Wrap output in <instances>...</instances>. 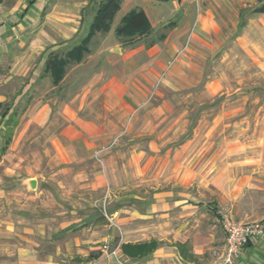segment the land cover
<instances>
[{
  "label": "crops",
  "instance_id": "crops-1",
  "mask_svg": "<svg viewBox=\"0 0 264 264\" xmlns=\"http://www.w3.org/2000/svg\"><path fill=\"white\" fill-rule=\"evenodd\" d=\"M56 1L0 0V103L7 100L2 90L16 82L12 102L25 103L15 112L21 115L22 135L30 125L50 128L53 124V132L57 120L66 121L47 146L22 144L4 150L0 264H116L115 257L103 249L106 243L119 246L118 254L126 264H221L226 247L221 213L239 222L264 224V146L239 139L212 140L213 130L199 127L177 147L153 140L139 147L131 138H121L131 135L139 119L138 110L145 102L138 99L156 87L162 101L161 94L174 88V82L186 86L184 79L154 81L162 69L159 62L110 65L109 74L103 67L69 97L33 95L37 69L29 76L36 57L44 69L46 54L64 55L87 34L75 36L79 25H73L66 10L59 11L63 5ZM229 4L230 0H150L129 7L122 2L120 10L125 7L124 15L133 9L145 12L151 31L141 36L153 32L154 20L170 14L164 24L177 26L156 40L171 42L166 52L176 47L179 63L189 67L186 56L189 60L210 56L215 45L209 41L226 38L220 22ZM242 21L237 24L236 39L247 28V20ZM177 39L186 41L178 47L172 43ZM157 42L148 50L156 53ZM124 71L128 74L121 75ZM25 76L29 78L24 80ZM215 83L204 87L212 89ZM29 90L32 94L26 95ZM121 108L124 113H118ZM112 115L118 121L129 119L124 130L114 132L117 124L109 121L115 120ZM155 119L162 126L167 113ZM147 134L151 136L153 129ZM112 136L119 138L116 144H111ZM98 151L104 173L93 159ZM46 162L55 169L48 177L29 173ZM29 179H36V189L30 188ZM141 185L150 190L140 191ZM89 190L100 192L103 203L89 201ZM238 264H264V234L244 246Z\"/></svg>",
  "mask_w": 264,
  "mask_h": 264
},
{
  "label": "rangeland",
  "instance_id": "rangeland-1",
  "mask_svg": "<svg viewBox=\"0 0 264 264\" xmlns=\"http://www.w3.org/2000/svg\"><path fill=\"white\" fill-rule=\"evenodd\" d=\"M100 1L57 0L56 2L63 5L59 11L62 13L66 10L68 13L66 15L73 25H79L75 36L81 37L88 31V26L101 3ZM147 1L150 0H123V3L125 7H129L135 3ZM259 2V0H230L228 13L222 16L220 22L221 34L226 38L209 41L215 45L213 46L215 51L210 56L204 55L201 58L193 56L190 60L188 59L189 56H186L184 58L185 63L190 62L191 66L194 65L193 68L188 67L184 62L179 63L178 54L174 55L176 47L170 49L169 53L166 52L170 48L169 43L171 42L164 43L165 41L157 42L156 40L161 33L169 35L171 30L177 26L176 24L171 26L164 24L170 14L162 15L160 19L154 20L155 28L149 35L117 36L116 28L126 12L123 6L116 14L109 31L94 33L88 44L89 51L84 54L80 66H75L78 62L73 60L67 61L68 63L64 65L65 73L57 82L56 87L54 77L45 72L42 68L43 64L40 62L41 59L36 57L29 76L32 77L33 71L37 69V89L33 95L47 98L56 93L57 96L63 98L69 97L89 79H92L103 67L109 74L111 73L110 65L117 64L123 67V65L128 66L129 64L133 66L145 62H156L155 64L159 62L162 64V69L157 70L154 81L184 79L186 86H180L174 82V88H170L167 94L162 91L163 95L161 94V96H164L162 101H166L163 103L162 109L159 107L162 101L158 99L157 88L153 87V90L145 97L138 99V101L143 100L145 103L138 110L139 119L135 123L131 135L125 134L121 138H124L125 141L131 138V143H135L139 147H143L149 140H153L157 144L167 143L169 147H177L179 144L190 140L193 137L194 128L199 127L202 131L213 130L212 140L225 138L235 141L239 139L253 146H264V21L261 20L264 14H250L261 3ZM241 9L243 12L239 14ZM81 17L83 18L81 19ZM244 19L247 20V28L245 27L239 33V38L236 39L237 24ZM77 21L79 24L76 23ZM185 41V39H177L172 43L180 47ZM155 42L160 47L156 53H153L148 48ZM49 55H55V53L46 54V61ZM184 66L186 68H183ZM57 67L58 70H61L59 69L60 65ZM177 67L182 69L178 70ZM173 69L175 72L171 73ZM123 74L127 75L128 73L127 71L121 72V75ZM58 75L59 73L56 74V76ZM29 77L25 76L24 80ZM210 81L216 82V87L205 88L204 85ZM68 85H71L69 90ZM16 87L17 83L15 82L14 87L2 90L4 93L7 92V100L0 105V161L6 159L3 149L10 146L25 144L28 147L40 148L43 145L51 144L50 139L54 131L58 130L59 132L66 123L63 119L57 120L53 132L51 131L53 124L50 128L47 124L45 126L30 125V128L22 135V130L18 127L22 122L20 120L21 115L15 112L21 111L25 103L13 104V97L18 91ZM29 94H32V90L26 93V95ZM133 107H138V104ZM124 112V108L118 111V113ZM161 112L167 113L168 116V120L163 121L162 126H160V120L155 119ZM148 116L153 118L151 122L146 121L145 118ZM112 117L114 116L112 115ZM128 120L127 118L125 121L123 119L118 121L112 118L109 121L114 125L117 124L114 132H118L124 130L123 124H127ZM54 122L52 121V123ZM106 123L108 122L106 121ZM148 129H153L151 136L146 135L149 132ZM114 136H112L111 144L118 142L119 138ZM36 137L37 139L32 142L33 138ZM7 139H9V143H6ZM101 153V151L95 152L93 159L97 161L104 173L105 165ZM9 162L10 160L5 163ZM4 170V164L0 163V175L3 176ZM29 170V173L48 177L55 169L46 162L41 165L40 169L31 168ZM90 171L88 168V172ZM138 189L142 192L150 190L147 185H141ZM83 193L86 191L83 190ZM87 193H89V201L91 200L93 204L100 205L103 203L100 200V192L89 190ZM96 199L98 201H95ZM0 205L2 206V203ZM108 206L109 204L106 203V207Z\"/></svg>",
  "mask_w": 264,
  "mask_h": 264
},
{
  "label": "trees",
  "instance_id": "trees-1",
  "mask_svg": "<svg viewBox=\"0 0 264 264\" xmlns=\"http://www.w3.org/2000/svg\"><path fill=\"white\" fill-rule=\"evenodd\" d=\"M100 2L101 3L98 5L94 17L88 26L87 34L79 44L75 45L62 56L58 53H55V55H49L44 70L46 73H49L54 77L56 84L61 80L65 73L64 65L68 63L67 61L73 60L75 62H80L83 59L84 54L89 51L88 44L94 33L107 32L110 30L111 24L120 10L123 0H101ZM243 22L244 21H242V23ZM150 31L151 25L145 12L142 9H133L122 17L119 26L116 28V35H143ZM58 65H60L59 69L61 70L57 69ZM57 73H59L58 76H56ZM6 143H9V139H7ZM5 147H7V145H5Z\"/></svg>",
  "mask_w": 264,
  "mask_h": 264
},
{
  "label": "built area",
  "instance_id": "built-area-1",
  "mask_svg": "<svg viewBox=\"0 0 264 264\" xmlns=\"http://www.w3.org/2000/svg\"><path fill=\"white\" fill-rule=\"evenodd\" d=\"M220 223L226 234L225 253L221 264H238V258L246 244L252 238L264 234V224L261 221L239 222L228 213H221ZM103 249L116 259V264H126L118 254L119 246L110 247L107 243Z\"/></svg>",
  "mask_w": 264,
  "mask_h": 264
},
{
  "label": "water",
  "instance_id": "water-1",
  "mask_svg": "<svg viewBox=\"0 0 264 264\" xmlns=\"http://www.w3.org/2000/svg\"><path fill=\"white\" fill-rule=\"evenodd\" d=\"M250 14H257L261 15L264 14V1L261 2L259 5H257L251 12ZM29 186L31 189H36L37 186V181L36 179H29L28 180Z\"/></svg>",
  "mask_w": 264,
  "mask_h": 264
}]
</instances>
